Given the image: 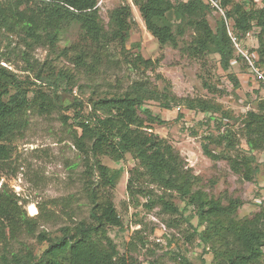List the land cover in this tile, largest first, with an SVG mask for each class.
I'll use <instances>...</instances> for the list:
<instances>
[{
	"label": "trees",
	"instance_id": "obj_1",
	"mask_svg": "<svg viewBox=\"0 0 264 264\" xmlns=\"http://www.w3.org/2000/svg\"><path fill=\"white\" fill-rule=\"evenodd\" d=\"M133 1L139 7L147 29L161 45L178 47L186 31L191 30L192 40L185 44L188 54L195 58L209 53L218 54L224 70H229L233 60L245 61L240 52L236 53L238 49L233 37L238 42L258 27L259 61L264 63V0L263 6L250 9L245 3L235 0ZM98 2L0 0V32L23 33L27 44L48 46L54 53L64 56L73 51L71 61L84 72L96 74L102 66V55L107 50L105 42L117 41L125 48L134 20L130 4H123L112 10L109 29H106ZM213 11H222L215 28L208 17ZM229 21L232 22L231 27ZM74 24L80 27L88 43L61 47L62 33ZM3 56L0 49V172L6 169L12 157L14 142L25 134L30 122L28 112L35 110L40 114H49L54 111L60 87L74 79L69 71L61 69L56 72L48 64L46 75L39 73L36 77L44 82L50 76L54 80L53 93L31 89L15 72L1 64ZM127 62L135 67L150 66L152 63L141 55L128 58ZM229 77L234 88L240 86L234 74H229ZM204 86L213 89L206 81ZM157 94L156 89L138 83L123 93L114 92L93 101L89 113L84 112V103L78 101L75 122L80 133L75 131L73 138L77 148L90 160L86 168L91 183L87 189L89 218L61 226L57 235L42 230L38 234L39 241L47 242L48 246L40 256L31 250L24 254L8 251V230L13 238H17L22 230L34 235L38 221L21 208L19 196L5 187L0 188V247L3 245L0 264H142L131 254H121L109 235L110 227L123 226L113 197V189L123 170L111 169L102 163L100 157L106 155L114 161H121L126 154H130L136 162L129 179V191L134 192L133 179L142 168L151 183L167 191H176L187 206H194L199 224L194 226L190 219L188 224L203 241L211 243L215 264H264V206L253 218L238 219L239 200L231 199L223 205L220 199L193 188L197 177L186 167L179 151L164 137L149 131L152 127L148 120L164 122L155 117L150 109L144 108V102L157 99ZM183 102L189 109L210 114L222 112L221 105L204 98L183 99ZM163 107L172 109L171 102L165 101ZM233 118L230 112H223L221 118L215 121L218 134H209L202 149L213 160L227 159L235 173L252 181L259 167L251 150H264V100L245 113L241 131L229 125ZM225 119L229 120L228 123L224 122ZM241 137L250 147L247 152L240 149ZM211 144L224 149L216 152L210 148ZM1 177L0 173V180ZM160 200L164 211L180 212L179 207L170 201L163 197ZM205 223L206 228L199 231V225Z\"/></svg>",
	"mask_w": 264,
	"mask_h": 264
},
{
	"label": "rangeland",
	"instance_id": "obj_2",
	"mask_svg": "<svg viewBox=\"0 0 264 264\" xmlns=\"http://www.w3.org/2000/svg\"><path fill=\"white\" fill-rule=\"evenodd\" d=\"M235 1L245 3L248 9L263 6V0ZM123 4H130L133 13L129 38L125 48L117 41L105 42L107 50L102 55V66L96 74H88L78 68L70 59L73 51L64 56L54 53L48 46L27 44L23 33L0 32V49L4 55L1 64L15 72L26 87L53 93L54 80L50 76L44 82L36 77L39 73L46 75L48 64L53 67L52 70H66L74 77L71 83L60 87L54 111L49 114H40L35 110L28 112L30 122L25 134L14 142L12 157L6 169L0 172V188L5 187L19 196L21 208L38 221L34 235L22 230L17 238H13L8 230V251L24 254L31 250L40 256L48 246L47 242L39 241L38 234L42 230L57 235L61 226L89 218L87 189L91 183L86 168L90 160L74 142L75 131L80 133L75 122L79 110L76 104L82 101L84 112L89 113L93 101L114 92L123 93L138 83L157 90L158 98L146 100L144 108L150 109L155 117L164 122L148 120L152 127L149 131L158 133L179 151L186 167L197 177L194 189H201L208 196L220 199L223 205L231 199L239 200L238 219L253 218L264 206V150H251L259 171L252 181H248L232 170L227 159L213 160L202 149L209 134H218L215 121L225 111L234 117L229 122L231 128L241 131L245 113L264 100L261 80L244 60H233L229 70H224L218 54L209 53L201 58L188 54L185 44L192 40L191 30L186 31L178 47L161 45L147 29L133 0H99L100 15L106 29H109L112 10ZM220 14L222 11L209 14L213 28ZM231 24L229 21V27ZM259 30L255 27L238 41V47L244 51H255L260 59ZM83 36L80 27L74 24L62 33L59 45H86L88 42ZM136 55L151 60V65H130L128 58ZM260 64L264 70V63ZM231 73L239 80L237 88L230 80ZM205 81L211 83L212 90L204 86ZM193 98L217 103L221 105L222 112L210 114L187 108L183 99ZM165 101L171 102L172 109L163 107ZM65 117H68L67 121ZM228 121L224 120L225 123ZM210 148L216 152L224 149L215 144H211ZM240 149L244 152L250 149L243 137ZM100 159L111 169L123 170L113 189L114 203L123 226L109 228V235L121 254H131L142 264H215L211 243L203 241L188 224V219L194 226L199 224L194 206H187L176 191H167L151 183L142 168L133 179L134 192H130L129 179L136 166L130 154H126L121 161H114L106 155ZM161 197L178 206L180 212L164 211ZM206 226V223L199 225V231ZM2 250L3 245L0 253Z\"/></svg>",
	"mask_w": 264,
	"mask_h": 264
},
{
	"label": "built area",
	"instance_id": "obj_3",
	"mask_svg": "<svg viewBox=\"0 0 264 264\" xmlns=\"http://www.w3.org/2000/svg\"><path fill=\"white\" fill-rule=\"evenodd\" d=\"M233 40L237 46L239 52L244 56L246 63L248 64L251 71L258 76L264 85V70L261 67L258 54L255 51H244L240 47H238V42H236V38L233 37Z\"/></svg>",
	"mask_w": 264,
	"mask_h": 264
}]
</instances>
